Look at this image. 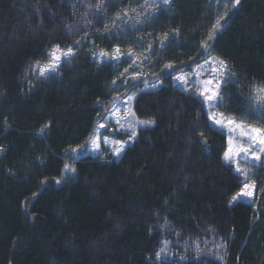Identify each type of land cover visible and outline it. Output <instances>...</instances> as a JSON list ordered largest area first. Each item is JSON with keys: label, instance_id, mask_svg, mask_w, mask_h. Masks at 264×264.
Listing matches in <instances>:
<instances>
[{"label": "trees", "instance_id": "trees-1", "mask_svg": "<svg viewBox=\"0 0 264 264\" xmlns=\"http://www.w3.org/2000/svg\"><path fill=\"white\" fill-rule=\"evenodd\" d=\"M147 3L0 0V264H264V158L253 167L255 205L230 204L247 180L222 159L226 135L194 91L172 82L209 57L201 42L223 17L209 51L235 74L215 111L264 127L247 111L249 89L237 87L264 83V0H240L223 14L213 0ZM55 45L75 54L39 77L32 66ZM117 47L135 54V66L126 55L95 60ZM127 95L136 117L154 123L117 159L73 162L101 107ZM65 163L75 173L64 175Z\"/></svg>", "mask_w": 264, "mask_h": 264}, {"label": "snow or ice", "instance_id": "snow-or-ice-1", "mask_svg": "<svg viewBox=\"0 0 264 264\" xmlns=\"http://www.w3.org/2000/svg\"><path fill=\"white\" fill-rule=\"evenodd\" d=\"M169 0H160L162 4H168ZM236 3H239V0H236ZM98 9L100 5L96 6ZM144 7H148L147 0H144ZM123 15L127 16L128 13L125 11ZM223 17H220L212 25V30L208 33L206 39L201 42V48L204 52H207L211 56L209 48L211 47L210 41L214 39L215 33L222 27L220 21ZM168 34H164V39L160 41L161 46H164V41L167 40ZM79 44V42H77ZM149 51H151V46H149ZM113 55L109 57L107 52L101 51V57H108L111 60L119 61L122 55H126L127 58L133 59V66H135V54L129 50L128 53L124 54L121 52L119 47L113 50ZM72 47L67 49H62L59 45L53 46L46 54L45 60L46 63L41 64V61H36L32 66L33 73L38 74L39 77H47L53 73L59 71L62 60H67L74 55ZM147 58V57H145ZM174 65L168 63L164 66V70L173 69ZM128 69H125L127 72ZM234 70L229 66V64L220 58L206 59L203 65H197V70L194 71L191 75L180 74L174 77L175 81L184 91L193 92L194 96L201 98L202 104L206 108V117L210 122L213 128L219 129L220 131L227 133V147L223 152V161L228 165H234L235 173L243 178L245 181L248 179V169L241 167L240 161L243 160L245 165H251L252 167L257 166V162H261L264 158V127L254 126L252 123L247 122L246 118L241 116L239 119L235 115H226L224 112H216L215 109L219 108L222 103L223 94L222 88L225 84L229 83L228 77L234 75ZM137 74L133 75V79L136 78ZM159 80V77H157ZM115 84V81H113ZM235 83V81H232ZM152 87H157L158 84L153 82ZM191 86V87H189ZM238 89L247 87L249 91L244 98L248 101L247 111L250 114H259L260 120L259 123H264V83L261 84H252V85H238ZM243 94V93H242ZM134 99L133 96H128L127 101H125V107L123 110V115H120L121 109L113 104L112 110H106L105 115L103 116L104 123H98L97 127L94 129L93 134L88 137L86 143L89 145L91 151L99 152L101 150V144L105 147H110L112 153L115 156H120L124 151L126 141L122 142L120 140L110 139L108 136L102 135L101 129L107 127L108 121H113L115 124V131L124 130L128 132L129 139L136 137V125L141 126H150L154 121L148 120H138L136 118V113L131 109V101ZM48 125L45 126V128ZM45 130L42 128L40 130V135H44ZM203 136V133H201ZM83 146H81V149ZM0 151H3L0 148ZM71 152L74 154L72 156L73 162L80 155V150L72 149ZM64 175H69L75 173L76 169L72 164L65 163L63 165ZM60 180H57L56 183H60ZM255 185L243 183L241 186V191L233 196V203L238 201L242 197L252 196V191L250 189L254 188ZM167 241L164 243V247L156 253V259L159 260L161 255L165 253L167 248ZM197 253L201 251L199 242H194ZM216 247L223 248L224 245L217 244Z\"/></svg>", "mask_w": 264, "mask_h": 264}, {"label": "rangeland", "instance_id": "rangeland-1", "mask_svg": "<svg viewBox=\"0 0 264 264\" xmlns=\"http://www.w3.org/2000/svg\"><path fill=\"white\" fill-rule=\"evenodd\" d=\"M171 1L172 0H169L168 4L165 5V4L160 3V0H149V2L151 4L149 6V9L154 8V6H152V5H155V6H166L167 7L170 4ZM213 3H214L213 4L214 5V10L220 12L221 14L226 13V11L230 7H232L233 5H236L237 4L236 3V0H213ZM100 53L101 52H96L94 54L95 60L97 62H106V63H109V62H117L116 60H111L108 57H101L100 56ZM107 53L109 54V57L114 54L113 52H107ZM213 58H218V57L215 56V55H211V56L207 57L206 59H209L210 60V59H213ZM121 59H122V56L120 57V60ZM205 60H203L202 62H200L199 65H203L204 62H205ZM196 70H197V66L194 67L192 71L186 72V73H183V74L191 75ZM180 74H182V73H180ZM180 74H177V75H180ZM172 82H173L174 85H176V87H179L180 89H182L179 86V84L176 83V81H175L174 78H173ZM157 84L159 86V83H157ZM151 85L152 84H147L143 89H153V88H156V87H152ZM189 87H191V86H189ZM191 90L192 91H195L194 88L191 89ZM128 96H130V95H127L124 98H122V99H120L118 101L113 102L111 105L107 106L106 108L105 107H101L103 109L102 110L103 112H102V120H101L100 123H104L105 122L103 120V116L105 115L106 110H109V111L112 110L113 104H115L117 107H119L121 109V112L119 114L120 115H123V110H124V107L126 106L124 102L127 101V97ZM131 96H133V95H131ZM133 97L135 98V96H133ZM133 101H134V99L131 101L130 105H127V106L131 107L132 110H133V108H132ZM115 127L116 126H115V124H114L113 121H108L107 127L105 129H101L100 131H101L102 135L108 136L110 139L120 140L122 142H125L126 141L127 143H126L125 147L128 146V145H130L133 142L134 138L130 140L129 139V135L130 134L128 132H126L124 130L115 131V130H113V129H115ZM143 127H147V126L136 125V132H137V130L139 128H143ZM224 133H225L226 138H227V133L226 132H224ZM100 154H103V156H110V159H117L119 157V156L118 157L115 156L112 153L110 147H105L103 144H101V150L99 152L91 151L90 148H89V145H88L87 149L82 154H80L79 156H87V155L94 156V155H100ZM261 162H257V166H256L257 168H259L261 166ZM240 164H241V167H245V168L248 169V179H247L246 183H248L250 185H252V184L255 185V183L252 181V179L257 175V172H255L256 171V168L250 167L251 166L250 164L249 165H245V163H244L243 160L240 161ZM232 166H233V168L235 167L234 165H232ZM250 190L252 191V196H250V197H242L239 200H243V201H246V202H249V203L255 205V201H254L255 187L252 188V189H250Z\"/></svg>", "mask_w": 264, "mask_h": 264}, {"label": "water", "instance_id": "water-1", "mask_svg": "<svg viewBox=\"0 0 264 264\" xmlns=\"http://www.w3.org/2000/svg\"><path fill=\"white\" fill-rule=\"evenodd\" d=\"M240 1V0H239ZM238 5V3L236 4V6ZM200 142L202 144V146L205 148V150L207 151L208 150V145H207V142L203 139H200Z\"/></svg>", "mask_w": 264, "mask_h": 264}]
</instances>
